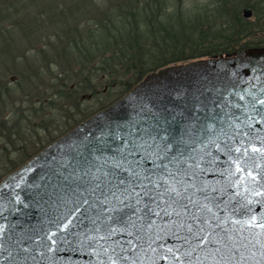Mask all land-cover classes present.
Instances as JSON below:
<instances>
[{
  "label": "snow or ice",
  "instance_id": "6c2138e0",
  "mask_svg": "<svg viewBox=\"0 0 264 264\" xmlns=\"http://www.w3.org/2000/svg\"><path fill=\"white\" fill-rule=\"evenodd\" d=\"M253 79L260 83L233 81L191 110L143 106L71 145L24 188L4 185L0 238L16 234L24 259L35 250L49 264L65 250L91 264H239L250 249L264 256V214L252 207L264 206L256 163L264 135L254 126L264 119V85Z\"/></svg>",
  "mask_w": 264,
  "mask_h": 264
},
{
  "label": "trees",
  "instance_id": "16d2710c",
  "mask_svg": "<svg viewBox=\"0 0 264 264\" xmlns=\"http://www.w3.org/2000/svg\"><path fill=\"white\" fill-rule=\"evenodd\" d=\"M261 34L264 0H0V181L95 113L83 93L119 88L116 101L150 72Z\"/></svg>",
  "mask_w": 264,
  "mask_h": 264
},
{
  "label": "water",
  "instance_id": "95a60500",
  "mask_svg": "<svg viewBox=\"0 0 264 264\" xmlns=\"http://www.w3.org/2000/svg\"><path fill=\"white\" fill-rule=\"evenodd\" d=\"M243 15L250 18L253 11L245 9ZM253 69L256 71L253 72ZM253 76L257 77L260 83L257 84L256 79L249 83L257 84V87L264 85V45L172 64L150 72L122 97L78 123L20 166L7 173L0 181V191L3 193L9 191L3 187L6 184L13 186L19 184L21 188H24L28 183L37 180L44 174L52 159L69 150L71 145L79 143L88 134H97L105 125L115 126L129 122L137 117L143 106H148L154 111L191 110L198 102L214 99L218 90L223 91L233 81L238 82L243 78ZM247 86V84L241 85V87ZM254 126L259 129L260 135H264V119L257 117ZM256 163L260 165V168H264V159H259ZM15 190L21 191V189ZM255 191L259 192L262 189L257 187ZM21 195H23L22 192ZM247 196L251 201L262 199V197L255 196L253 192H249ZM10 207L11 205L5 199L3 208ZM252 207L257 216L264 214V206L254 202ZM5 214L8 213L5 212ZM9 219L15 222L14 217L9 216ZM17 231L19 232V229ZM18 239L19 236L16 234L0 238V243L5 244L7 248V251H3V254L0 255V264H49L48 260L43 259L35 250L27 254L34 256V260L24 259L25 254L19 252V244L16 243ZM24 246L30 247L29 244ZM250 251L252 255H248L246 252V260L240 261L239 264H264V256H261L257 249H250ZM9 253H11V257H9ZM53 264H91V260L87 254L65 250L56 253ZM159 264H168V262L160 260Z\"/></svg>",
  "mask_w": 264,
  "mask_h": 264
},
{
  "label": "rangeland",
  "instance_id": "374dc122",
  "mask_svg": "<svg viewBox=\"0 0 264 264\" xmlns=\"http://www.w3.org/2000/svg\"><path fill=\"white\" fill-rule=\"evenodd\" d=\"M190 2H192V3H195L196 5H204V4H208L209 2H210V0H189ZM242 3H240V4H238V6L237 7H242ZM243 9V8H242ZM241 9V12H242V15H243V11L245 10V9H243L242 10ZM244 18H246V17H244ZM246 19H248V18H246ZM259 36H261V37H263L264 36V34H261V35H259ZM263 46V45H262ZM7 79H8V81L9 82H11V84H13L14 82H15V80L17 79V76L16 75H12V74H9L8 75V77H7ZM133 88V87H132ZM100 94H98L96 97H92V96H90V94L89 93H87V92H85V93H83L82 94V96L84 95V98L83 97H81V99H82V104H81V106H82V108H84L85 110L87 109V108H89V109H91L92 111H94L95 113L96 112H98L99 110H101L100 108V106L102 105V102H106V103H109V105H110V103H112V102H114V100L116 99V97H118V94L119 93H121L122 91H121V89H119V88H116V89H110V87H108V86H106V87H104V86H101V88H100ZM121 91V92H120ZM119 99V98H118ZM107 107V106H106ZM105 108V107H104ZM103 109V108H102ZM94 113V114H95ZM93 115V114H92ZM90 117V116H89ZM87 119V118H86ZM85 120V119H84ZM82 122V121H81ZM80 123V122H79ZM77 125V124H76ZM73 128V127H72ZM71 128V129H72ZM69 131V130H68ZM67 131V132H68ZM66 133V132H65ZM64 133V134H65ZM63 135V134H62ZM62 135H60V136H62ZM59 136V137H60ZM58 138V137H57ZM56 138V139H57Z\"/></svg>",
  "mask_w": 264,
  "mask_h": 264
}]
</instances>
